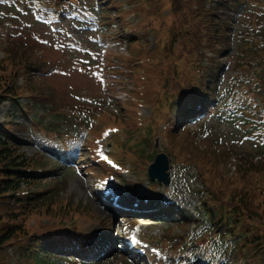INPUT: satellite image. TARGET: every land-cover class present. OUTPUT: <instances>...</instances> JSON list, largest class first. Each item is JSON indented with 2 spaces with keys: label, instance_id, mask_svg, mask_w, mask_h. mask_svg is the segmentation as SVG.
Returning a JSON list of instances; mask_svg holds the SVG:
<instances>
[{
  "label": "rangeland",
  "instance_id": "1",
  "mask_svg": "<svg viewBox=\"0 0 264 264\" xmlns=\"http://www.w3.org/2000/svg\"><path fill=\"white\" fill-rule=\"evenodd\" d=\"M115 1H121L122 6L125 7L121 17L123 23L130 25L132 28L130 31H124L126 37L131 38L135 35L134 37L140 38L141 41L145 38V40L149 42L148 48H145L141 44V41L139 43H132V48L136 50L137 53L142 49V53H144V57H146L145 59L147 62L145 64L146 69L143 70L144 72L140 70L136 71L134 79H125V76H111L115 84L113 97L116 101H119V103L107 98L110 90L105 89L98 80V74H102L101 63L95 65L94 69L86 64L89 62H96L95 59L89 58L88 54H86L90 49L96 51L97 54L99 53L100 55H98L103 60L106 57V53L109 51L118 53L119 55H125V46L127 44L124 43L121 47L118 43H112L114 38L111 37V34L113 33L106 32L105 29H101L97 26L96 21L98 20V14L96 9L88 10L89 8L85 7L87 3L95 5V0H76V3L80 4L71 6V8L82 11H93L95 13L96 18L94 20H85V22L73 20V16L70 12L71 9L65 8L66 5L62 4V20L60 24H54V29L57 31H54L52 26L44 21L38 22L34 20L32 14L29 15L31 10L28 5L27 9L30 11L27 15H23L22 17L19 16L18 20L22 23L26 21L36 22L30 25L33 26L32 29H28L24 32L31 36L32 30H37L36 40L32 37H30V40H26V36L22 34L19 38L13 39L11 44H15L12 46L15 49L11 50H16L17 45L19 53L27 57L30 62L34 63L33 65L40 67L41 69H37V71H41L43 74L36 70H33L32 73L29 74L27 69H19V67L11 62L10 53H7V50L0 46V96L4 94L7 89H10L13 83L17 82L19 96L22 97V102L25 106L24 108L13 106L14 102L11 98L4 100L0 105V120H10L14 118L30 123L31 115L37 113L47 119V121H51V123L48 124V128L53 129L61 125L62 121H60L59 118L52 121L51 115H64L67 113L68 118L62 124L66 130L65 134L57 137L56 134L52 132L53 138H51L36 130L27 131L26 134L29 136L22 147V150L28 155L47 161V167H52L55 164L59 165L62 163L61 161H65L71 165L63 168L67 173L66 177L62 178L61 182H59V188L64 199L61 201L59 200L58 205L64 204L68 201L66 199L72 198L75 201V206L79 207V211L76 217L73 218L72 212L67 211L69 208V206H67L62 211L59 210L61 211L60 216L66 214L65 220L74 219L78 223L83 224L82 226L85 233L90 236H95L96 238H101L106 228H110L112 232L114 231L113 228H116L117 233L120 231L121 240L126 242L127 247H129V243L127 242L133 240L131 239L132 236H140L135 242L137 251H132L129 248L122 249L121 247H117L116 249L113 247L112 249H115L116 255L110 257L108 260L105 259L100 261L97 264H154L155 260L158 261V259L164 258L165 253L168 251L167 249L163 250L159 248L158 244L168 246L171 241L177 242L176 236L182 233L183 227L180 224H175V236H161L173 234L169 230V224L176 222V214H173L175 220H161L160 222H156V220H151L150 217L141 219V216H139L140 213L138 212H121L120 209L113 206V203L116 206L125 204L128 207L135 206L141 211H150L153 209L161 210L165 207V203L170 201L171 204L177 206L176 211L186 210L196 216L197 208L200 207V190L203 187L201 177L197 173L198 167L196 163L191 161L195 165L186 171L182 166L171 161V183L168 186L163 184L160 186H152L148 185V175L145 168H142L140 173H135L131 162L134 160L133 156H137V153L132 149L126 152V155L131 156L127 161L131 165L130 168L124 167L121 174H119L123 181H119L116 177H111L113 174L112 172L105 175L102 179L100 175H104L108 173V171H102L100 167H93L92 164L96 163L90 157V154H84L81 158L74 152V149L91 150L93 144L91 139L95 137L92 133L94 131L92 124L96 122L99 124L103 118V128L107 126H116L118 127L117 132L119 133L126 132L124 127L130 129L138 128L137 122H140L138 116L144 117V120L149 121L148 123L155 118V115L158 121L161 120L162 123L165 122L167 126L168 121L169 123H174L173 108L166 105L164 101V95L166 94L163 89L165 79L170 75H178L181 77L179 85L186 86L185 77L187 79L195 78L191 74L190 69L184 68V71L180 73L178 67L170 63L179 56V50L176 53L168 55L165 49L158 50V52L152 49L158 43V37L155 38L157 31L159 32L160 39L163 38V41H167L170 31L175 29L173 28L175 23L173 22L174 16L172 15L173 6L171 0H164L162 8L155 13L152 9L148 10L150 6L149 0H140L132 3H130L129 0ZM252 1L253 0L248 3ZM181 3L184 5L185 0H181ZM249 7L250 4L244 8V11L249 9ZM251 7L257 6L251 4ZM261 8L262 11H264L263 5H261ZM244 15L245 14H241L240 17ZM3 31H5V29L0 26V33ZM51 32L56 35L58 41L63 43L60 48L52 42L53 36ZM100 35H103V39L100 38ZM63 40L66 44H74V48L77 49L71 48L69 53H65L67 51ZM244 44L250 49L251 54L246 68L247 71L241 73L236 80L242 83L243 88H246L247 86L256 85L257 82L252 78V75L256 69H264V65L260 63L262 43L258 38V33L248 35L247 41L244 42ZM207 46H209V44H206V48ZM213 47L220 49L221 44L218 42L214 44L211 43L206 51L213 50ZM104 49H108V51L105 53ZM164 53L167 55L170 62L164 59ZM203 53L206 56L211 55L212 57L213 55L211 53H205V51ZM72 56H77L80 61L78 63L71 61ZM234 57L235 53L233 49L230 48L229 54L220 58L219 61L230 64L235 61ZM236 66L235 64L224 70L225 79L222 81L223 85L228 82L229 77L234 75ZM127 69H130V67ZM111 70V65L107 60L103 66V73L109 75L111 74ZM22 71L25 73H22ZM125 71L127 73L130 72V70ZM144 76H147V79L151 80H144ZM32 85H35L39 89L38 92L49 94L45 104L41 107L28 106V104H32L38 99L33 96V94L36 93L30 91ZM172 85L177 88L178 82L171 84V86ZM231 98L232 100L234 99V97L230 96L228 100ZM175 100L178 104V98H175ZM91 101L104 104V108L108 110L107 115L101 113V116H99L98 105H89ZM112 103L119 104L122 110L115 111V107ZM136 103H138L139 106ZM45 105L51 106V109L46 108ZM213 105L208 116H200L196 120H193L188 126L189 128L180 132L182 135L174 134L169 131L171 127L170 129L167 128L169 130L166 133L156 132L154 135V141L157 140L155 149L167 153L169 152L173 154L177 160H181L182 156H184L182 154V152H184L183 146H185L184 143L187 142V140H183L186 136L185 134L195 135L192 133L195 132L193 130L197 129L200 123L206 122L208 125H214L213 134L205 138H199L198 144L206 148L208 144H215V142L211 141V138H213L212 136L215 135L221 136L223 143L229 145L230 152L238 156L245 155L248 152H255L258 147L253 145L254 140L244 136L243 127H245V124L239 119L232 121L226 118H217L212 114V111L214 112L219 106L223 110L225 108L223 107L222 101L214 102ZM53 106H55V108L62 106V108L59 112L54 111L55 114H53ZM69 107L77 110L72 112ZM228 108L231 109L232 106L229 105ZM88 111L91 112V114H88ZM88 117L91 118L92 124L88 123L90 121ZM96 117L99 118V121L95 120ZM86 124H89V126H86ZM36 126L39 127L40 125L38 124ZM143 128L144 126L142 130ZM109 132L111 133L112 131L107 130V134ZM135 135V132L128 133L127 135H115L114 137H107L103 134V139H99L103 144L98 147V152L100 155H105L106 152L112 154L114 152V144L124 150L130 146V142ZM247 136H251V134L247 133ZM137 147L139 153L144 157L151 151L150 145L145 143L138 144ZM118 155H121V153H118ZM65 157L75 160H65ZM77 160H79V162H76ZM152 161L149 162L151 163ZM114 163L116 164L115 161ZM235 163V158H232L228 164L230 170L235 168ZM62 164L65 165L64 163ZM227 173L229 175L232 174L231 171ZM107 176L109 178H106ZM128 181L139 182L140 186L136 189L126 191L123 189L122 184H124V182L127 184ZM57 183L58 181L50 179L49 177L43 182V185L53 186L57 185ZM105 184H108L106 185L107 187H105ZM259 185L264 189L263 179ZM102 199L109 202L108 206H106ZM259 201L263 203L261 208L264 210V190L256 195V202ZM169 207L170 206H166L165 209ZM49 213H44L43 211L33 213L29 219V227L32 225L48 224L51 223L49 221L50 219H58V216H50ZM127 214L132 216L126 218ZM121 215L123 217H121ZM144 215L150 216L151 213H145ZM185 229L186 235L194 232V223L188 224ZM80 233L82 235L77 239L78 242L86 239L83 232ZM117 233L113 235L116 242H118L120 238V235ZM3 251L4 255L3 258L0 259V264H16L17 248L9 245ZM139 256H147V258L143 257V260H139ZM178 259V261H182L180 260L182 259L180 255Z\"/></svg>",
  "mask_w": 264,
  "mask_h": 264
},
{
  "label": "trees",
  "instance_id": "2",
  "mask_svg": "<svg viewBox=\"0 0 264 264\" xmlns=\"http://www.w3.org/2000/svg\"><path fill=\"white\" fill-rule=\"evenodd\" d=\"M53 1L57 6L66 5V2L62 0ZM149 1L148 10L152 9L154 13L162 8L164 2V0ZM254 1L255 4H259L256 3L259 0ZM247 2V0H185L183 5L181 0H171L173 22L175 23L173 28L175 29L170 31L167 41H163V38L160 39L157 31L155 38L158 37V43L152 49L157 52L165 49L168 55L179 50L180 54L173 62L169 61L165 53L164 59L177 66L180 73L184 71V68L190 69L195 78L187 79L185 77L186 86L179 85L181 77L178 75H170L165 79L163 86L165 92L174 90L179 94L178 96L185 99L177 113L180 125H175L171 129L172 133L181 134L180 132L187 128L185 125L190 119L197 114H203L204 111L198 109L197 106L201 104L210 107V100L217 99L221 94H218V87L222 79V70L227 64H219L216 57L221 58L229 54L230 48L234 45L235 64H238L242 71L246 72L251 52L244 42L247 41L248 35L258 33V38L262 43L260 62L264 64L263 12L256 8L244 11ZM113 6H115L114 13L111 12ZM99 7L101 8L103 26L109 33L118 34L120 42L125 41V37H122L125 24L121 17L122 10H124L121 1L100 2ZM2 10H5L6 13L0 10V25L5 27V31L0 33V44L7 50V53H10L12 63L19 69H27L30 74L36 70V65L19 53L17 45L16 50H11L15 49L12 47L15 44H11V42L22 34L26 36V40H30V37L36 40L37 30H32L31 36L25 34L24 32L32 29L33 26H23L21 23L14 24L11 29L3 22L11 19L12 23H15L18 21L16 16L22 15L11 7H6V9L3 7ZM241 14L245 15L239 18ZM114 22L116 23L115 29L113 28ZM140 41L134 36L127 41L129 54L123 56V61L124 66L130 67V69L117 70L121 76L126 77L125 79H134L136 71L144 72L143 70L146 69L147 61L142 53L143 50L140 49L137 53L132 48V43ZM19 42L21 43V41ZM217 42L221 44V48L213 47V50H210L214 54L213 57L206 56L203 50L206 51L211 43ZM141 44L148 48L149 42L144 38ZM206 44H209L207 48ZM125 70H130V72L127 73ZM22 73L25 72L22 71ZM144 80L151 79L144 76ZM175 82H178L177 88L174 85L171 86ZM258 82L257 98L264 101V69H259ZM215 86L217 87L216 92ZM226 90L233 92L236 89L232 85H228ZM30 91L36 93L33 96L40 98L36 99L38 104L44 102L43 97L46 99L49 97V94L38 92L39 89L35 85L30 87ZM4 98H12L15 102H19L17 82L13 83L10 89L0 96V102ZM186 100L191 104H188ZM89 105L95 106L96 104L89 102ZM45 107L51 109L49 105H45ZM61 108L62 106L56 108L53 106V114H55L54 111L59 112ZM98 108L100 113H108L103 104L98 105ZM69 109L72 112L77 110L71 107ZM120 110H122L120 106L115 109V111ZM215 113L220 114L221 111L217 110ZM88 114L91 112L88 111ZM236 114L238 117L239 113ZM256 115L260 116L262 113ZM231 116L236 115L232 114ZM57 117L58 115H53L52 121ZM239 117L243 122H250L246 115H239ZM139 118L140 122L137 124L141 136L137 139L136 144L145 143L152 147L157 128L152 125L146 133H142L145 120L142 116H138ZM262 119L257 123V127H264ZM44 123L48 125L51 121ZM213 126L206 122L200 123L198 128L193 130L195 132H192L195 135L185 134L183 139L187 142L183 146L182 154L184 156H182L181 162L183 164H191V161L196 163L200 169L202 182L206 187V191L202 194L206 193V195L202 198V210L198 212L197 218L190 213L179 211L180 219L176 223L186 227L189 223L194 222L198 227L193 237L187 238L185 233H182L177 236L178 242L171 241L168 247L183 248L188 245L186 243L188 242L196 249L202 244L207 247L206 254H212L214 258L229 251L223 264H264V210L261 208L263 203L256 202V195L264 190L259 185L262 179L264 180V141H259V147L255 152H248L242 156L231 153L229 145L223 143L221 136H212L211 141L215 144H208L207 148L198 144L199 138L213 134ZM28 129L29 126L26 123L14 119L0 120V259L3 258V250L11 245L17 248L16 264H71V261L76 260L77 256L69 250L72 247H79L80 250H83L97 242V238L83 233L86 239L78 242L77 239L82 235L80 227L83 224L74 219L65 220L66 214L60 216L61 211L69 206L67 211H71L75 218L79 207L75 206V201L72 198L66 199L68 200L66 203L58 205L59 200L64 199L59 188V182L64 178L62 168L58 164L47 167V161L28 155L22 150L23 134L21 132ZM136 129H131V131ZM55 130V128L50 129L51 132H55ZM232 158H235L236 166L230 170L228 164ZM228 171H231L232 174L229 175ZM48 175L58 181L57 185H43L45 176ZM41 211L50 212V216H58V219H50L51 223L48 224L29 227L31 215ZM157 213L159 218L168 215L166 211ZM106 230L107 234L111 233L109 228ZM170 230L174 231V225H170ZM208 241L210 244L207 243ZM108 242H111L110 238H108ZM54 248L55 250H53Z\"/></svg>",
  "mask_w": 264,
  "mask_h": 264
},
{
  "label": "water",
  "instance_id": "3",
  "mask_svg": "<svg viewBox=\"0 0 264 264\" xmlns=\"http://www.w3.org/2000/svg\"><path fill=\"white\" fill-rule=\"evenodd\" d=\"M169 158L167 154L160 153L157 155L155 161L149 167V173L153 178H159L160 181H164L166 184L170 182L169 172Z\"/></svg>",
  "mask_w": 264,
  "mask_h": 264
}]
</instances>
